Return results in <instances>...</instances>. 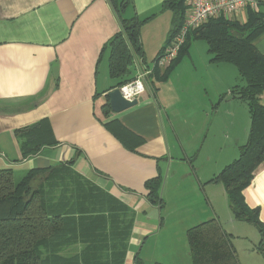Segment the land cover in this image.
<instances>
[{"label": "crops", "instance_id": "obj_1", "mask_svg": "<svg viewBox=\"0 0 264 264\" xmlns=\"http://www.w3.org/2000/svg\"><path fill=\"white\" fill-rule=\"evenodd\" d=\"M163 2L0 0V169L11 168L22 176L34 168L48 172L69 166L125 206L93 215L78 230L81 239L63 249L65 256L82 255L91 263L101 257L108 260L112 248L126 241L123 264H135L137 256L145 264H193L187 231L216 218L230 234L239 263L261 264L259 231L235 217L224 184L212 181L238 158L249 134L247 102L220 100L237 84L238 70L213 63L208 44L201 55L203 46L196 40L166 81L149 74L138 105L109 116L102 110L106 94L118 83L110 75L105 44L120 31L122 17L152 16L140 30L144 55L134 58L131 77L151 67L172 29L173 13L161 10ZM248 10L242 22L248 19ZM256 11L264 12V0ZM253 43L264 54V31ZM183 65L195 71L198 65L209 67L208 86L201 91L210 88L213 98L160 95V86L174 88L173 75ZM178 82L179 91L189 90L188 81ZM191 109L192 120L178 117L180 111ZM115 120L142 140L134 150L107 126ZM40 122L31 137L43 145L25 157L26 139L16 132ZM52 140L54 144L44 143ZM159 174L162 207L149 201L146 187ZM244 197L264 223V161ZM91 241L94 249L88 252Z\"/></svg>", "mask_w": 264, "mask_h": 264}, {"label": "trees", "instance_id": "obj_2", "mask_svg": "<svg viewBox=\"0 0 264 264\" xmlns=\"http://www.w3.org/2000/svg\"><path fill=\"white\" fill-rule=\"evenodd\" d=\"M161 10L173 13L168 44L184 23L186 0H164ZM151 17H122L120 31L105 44L104 50L110 54V75L118 80L116 86L134 79L131 77L134 58L139 56L143 59L144 55L140 30ZM263 31L262 11L249 9L245 22L224 17L210 19L188 33L185 44L170 66L153 71L159 81H166L196 40L207 42L213 63H231L237 68L244 83L233 85L220 100L238 98L246 101L251 125L238 158L226 165L212 181L224 184L235 217L252 223L258 229L262 252L264 223L259 217V210L250 208L246 203L244 189L264 161V103L261 101L264 95V54L253 43ZM105 100L102 110L104 115L109 116L112 110L109 99L106 97ZM42 123L17 130V135L26 139L22 146L25 157L36 154L43 145V142L31 137V133ZM107 126L132 150L142 142L116 120L107 123ZM44 143L54 144V141ZM194 160L195 155L189 161L193 164ZM44 171L34 168L18 176L11 168L0 169V264H123L126 241L121 242L120 247L112 248L114 254L108 260L101 257L95 263L87 261V257L82 255L62 254L63 249L81 239L78 230L86 226L93 215L104 216L125 206L69 166ZM162 181L163 177L159 174L146 182L149 201L161 207ZM187 239L193 264H240L230 234L216 218L191 227L187 231ZM86 248L88 252L94 249L92 241ZM135 264L145 263L137 256Z\"/></svg>", "mask_w": 264, "mask_h": 264}, {"label": "built area", "instance_id": "obj_3", "mask_svg": "<svg viewBox=\"0 0 264 264\" xmlns=\"http://www.w3.org/2000/svg\"><path fill=\"white\" fill-rule=\"evenodd\" d=\"M263 0H186V14L184 23L175 33L170 42L162 49L154 59L151 67L141 68L136 73L133 80L119 86L135 88L137 82L143 84L144 91L133 98L138 99L147 91V79L154 69L165 70L172 61L178 56L181 48L186 42L188 33L208 20L224 17L229 20L242 22V14L247 10H256Z\"/></svg>", "mask_w": 264, "mask_h": 264}, {"label": "rangeland", "instance_id": "obj_4", "mask_svg": "<svg viewBox=\"0 0 264 264\" xmlns=\"http://www.w3.org/2000/svg\"><path fill=\"white\" fill-rule=\"evenodd\" d=\"M197 44H199V45L202 44V45H200V48H202V46H203V50L200 49V54L205 55L206 53L204 52V48H205V50H207V42L205 40H199ZM186 60H189V59L185 58V61ZM227 64H228V66H231V68H235V70H237L235 65H233L231 63H227ZM183 66L184 67H182L181 71H179L178 73H175V75H173V77L175 78L174 88H170L169 85L160 86V95L163 96L164 93L165 94H172L173 92H175V93L177 92L183 98H205L206 96H208V98H213L212 97L213 91L210 88H208V90H206V91L205 90L201 91L202 87L208 86L207 85V82H208L207 78L209 77V72H210L209 67L206 66V68H205V67H201L200 65H198V70L195 71L193 69V67H191V65H183ZM229 72L230 71L228 70L227 73L229 74ZM180 80L188 81V84H189V90L188 91H186V92L183 90L179 91V89H177L176 85L179 84L178 81H180ZM237 83H244V81L240 78V76L238 77ZM261 101L264 103V95L261 98ZM190 111H192V109L189 111L188 110H185V111L182 110V112L180 111L178 117L182 118V119L187 117V120H192L194 118L195 112H194V110L192 112H190ZM188 112L190 114H187ZM197 112H198V114L201 115L202 109L197 108L196 113ZM250 228L253 229L256 233L258 232V229L255 226L250 225ZM244 240L246 242V239H244ZM258 258L261 260V264H264V256L260 255V256H258Z\"/></svg>", "mask_w": 264, "mask_h": 264}, {"label": "water", "instance_id": "obj_5", "mask_svg": "<svg viewBox=\"0 0 264 264\" xmlns=\"http://www.w3.org/2000/svg\"><path fill=\"white\" fill-rule=\"evenodd\" d=\"M119 90H120L119 86H116L106 94V97L109 99L111 110L113 112L120 113L129 108H132L138 105L139 103L138 99H134L131 101H126L122 99V96Z\"/></svg>", "mask_w": 264, "mask_h": 264}, {"label": "clouds", "instance_id": "obj_6", "mask_svg": "<svg viewBox=\"0 0 264 264\" xmlns=\"http://www.w3.org/2000/svg\"><path fill=\"white\" fill-rule=\"evenodd\" d=\"M122 96V99L126 101L133 100L134 97L140 95L144 91L143 84L137 82L135 88L131 86H125L119 90Z\"/></svg>", "mask_w": 264, "mask_h": 264}]
</instances>
